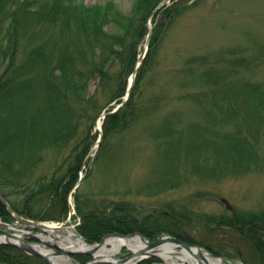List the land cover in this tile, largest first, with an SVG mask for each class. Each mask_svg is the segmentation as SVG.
<instances>
[{
    "label": "trees",
    "instance_id": "obj_1",
    "mask_svg": "<svg viewBox=\"0 0 264 264\" xmlns=\"http://www.w3.org/2000/svg\"><path fill=\"white\" fill-rule=\"evenodd\" d=\"M160 2L135 0L125 13L114 0L91 5L82 0H0V193L16 213L36 220L65 219L70 209L67 194L94 141L93 123L102 111L112 109L111 103L114 107L122 101L148 35L149 16ZM184 8L174 1L152 17L148 49L129 97L103 119L96 163L103 167L114 159L120 137L159 117L164 143L179 147L186 140L206 176L223 180L264 172V40L248 35L243 46L188 55L180 66L171 67L176 91L168 95L157 83L159 50ZM95 78L98 85L90 93ZM172 99L193 104L196 111H169ZM67 148L51 170L36 172L47 151L60 155ZM185 161L194 165L188 157ZM86 178L74 192L79 214L84 205L80 187ZM168 180L141 191L178 185ZM105 210L84 217L96 216L78 228L88 240L134 231L154 240L166 231L191 241L159 224L158 215L149 224L151 215L141 217L133 206L123 205L114 215ZM205 217L213 219L210 225H224L250 240L264 264V212ZM0 218L11 220L1 200ZM0 263L48 264L9 244H0Z\"/></svg>",
    "mask_w": 264,
    "mask_h": 264
},
{
    "label": "rangeland",
    "instance_id": "obj_2",
    "mask_svg": "<svg viewBox=\"0 0 264 264\" xmlns=\"http://www.w3.org/2000/svg\"><path fill=\"white\" fill-rule=\"evenodd\" d=\"M82 1L91 5L107 0ZM114 1L122 11L129 13L135 0ZM174 1L184 4L185 8L178 20L171 25L161 43L159 53L162 59L156 76L157 83L162 84L164 92L168 95H173L176 91V81L171 67L180 66L188 55L213 52L223 46H243L248 42V35L259 41L264 40V0H197L194 4L191 3L195 0H168L167 2L171 4ZM143 49H146L145 42L142 45ZM98 80L95 78L90 82V93L95 91ZM113 104L111 103L108 108H113ZM167 109L169 111L179 109L188 115L196 111L193 104L181 101L173 102ZM156 119L141 123L120 137L121 146L118 154L103 167L102 164L96 163L101 152L99 151V140L102 137L103 119L99 121L100 130L95 126L96 120L94 121L92 128L93 133H96L94 141L84 159L85 168L80 170L78 175L79 179L80 175L87 177L80 187V201L84 204L83 214H79L77 210L74 195L75 187L80 181L78 179L67 194V202L71 209L65 219L63 221L48 220L54 221L62 228L51 234L58 240L57 235L66 233L65 229L69 228L73 229L88 245H97L101 239L90 241L78 230L83 222H93L96 216L87 220L85 218L93 214L96 209L104 208L106 214L114 215L113 211H118L123 205H129L133 206L134 213L141 217L151 215L149 224H152V221H155L154 216L158 215L159 224L173 232L183 233L191 239L188 243L204 247L214 254L213 256L216 255L215 257L223 259L226 264H261L258 253L250 240L232 232L224 225H210L213 219L205 215L226 216L232 211H237L242 212L244 216L251 215L252 212H264V172L227 177L223 180L206 176L199 171L200 167L186 140L182 141V146L179 147L164 143L158 126L160 124ZM198 148L194 149L196 156ZM69 150L67 148L66 152L63 151L60 155L47 151L44 161L37 167L36 172L47 173L56 165V159L61 162ZM185 157L194 161V165L186 163ZM188 165H193L194 169H190ZM192 170L198 172L191 174ZM183 173L189 178L183 177ZM177 176L180 179H177ZM168 177L170 181L178 185L164 187L160 190L153 189L154 192L141 191L143 186L168 180ZM120 215L122 216L123 213L120 212ZM0 222L8 223L4 220ZM9 223L11 224L12 220ZM12 227L15 229L10 230L8 226H4L10 232L26 229L18 224H13ZM28 229L35 233L42 232L41 228ZM166 235L178 238L165 231L157 235L156 239ZM27 239L41 243L34 238ZM45 244H49L51 250H59L48 241ZM179 246L176 244V247L181 249ZM213 250H220L225 255L217 254ZM237 250L240 251V256L235 257L233 255L237 253ZM131 252V249L122 247L115 260L128 257ZM227 255H232V257ZM63 256H67L69 260L66 264H86L93 260V254L87 251H76L73 254H63ZM144 260H150L149 264H167L158 255H149L139 261L135 259L127 264H140Z\"/></svg>",
    "mask_w": 264,
    "mask_h": 264
},
{
    "label": "bare ground",
    "instance_id": "obj_3",
    "mask_svg": "<svg viewBox=\"0 0 264 264\" xmlns=\"http://www.w3.org/2000/svg\"><path fill=\"white\" fill-rule=\"evenodd\" d=\"M100 120H98L99 123ZM84 175H80L83 179ZM42 232L36 235L41 243L33 244L36 248L43 252L51 253L50 249L45 248V243L48 241L54 243L64 250L71 251H92L93 259L95 261H114L116 255L120 252L122 247H128L131 251L141 249L144 244L137 236L133 237H114L108 236L97 245H88L73 229L66 228V233L53 236L51 233L57 232L62 229L56 225L54 221H48L42 224ZM45 233H47L45 235ZM18 235H23V231H18ZM4 240V236L0 234V241ZM156 255L161 257L167 264H226L223 259L210 254L206 249L192 248V250L178 249L172 242L165 241L154 250L151 249ZM50 259L59 264H66L69 262L67 256H50ZM130 262H133L131 260Z\"/></svg>",
    "mask_w": 264,
    "mask_h": 264
},
{
    "label": "water",
    "instance_id": "obj_4",
    "mask_svg": "<svg viewBox=\"0 0 264 264\" xmlns=\"http://www.w3.org/2000/svg\"><path fill=\"white\" fill-rule=\"evenodd\" d=\"M166 1L167 0H162L159 3V5L157 6V8L152 12L151 15H153L156 12L157 9H159L161 6H163L166 3ZM150 32H149V34H150ZM148 40H149V38H148ZM143 56H144V54L142 53L140 55V57H139V60H141L143 58ZM135 74H136V70H134V72H133V74L131 76V82H130V85L128 86V90H127V97H128V95H129V93L131 91V87H132V84H133V80H134ZM127 97L123 100V102H121L119 105H117V107L114 110L106 111V112L102 113L101 116L104 117V116H107V115H110V114L116 112L118 110V108L126 101ZM96 126H97V123H96ZM79 184H80V181L77 183L76 187H78ZM0 200L5 205L8 213L12 216V218L14 220L11 224L10 223H3V222L1 223L0 222V226L1 227L8 226V228H10V230L11 229L13 230L14 228L12 227V225L13 224H18V225H22V226H26V227L41 228V226L43 224L42 222L36 221V220H30V219L24 218L21 215L15 213L12 210V208L10 207V205L7 202V200L5 199V197L1 193H0ZM0 234L4 236V240H1L0 243H7V244H10V245L17 246L22 251H24V252H26V253H28L30 255H36V256L41 257L42 259L46 260L49 264H59V263L53 262L50 259V256H61L63 254H65V255L66 254H73V253L76 252V251H71V250H64V249L60 248L59 246H57L54 243H51V244L54 245L55 247H58L59 250H55L54 249V250L51 251V253L43 252L40 249L36 248L33 245L34 243H32L29 240H27V238H34L36 240H39L37 235L31 234V233H24L23 232V235H18V234H15L13 232H10V231H8L6 229L0 228ZM108 236H114V237H133V236H137L140 239V241L144 244V246L141 249L132 251L130 256L125 257L123 259H117V260H114V261H95V259H93L92 261L87 262L86 264H115V263L127 264L131 260L137 259V261H139L143 257L149 256V255H156L154 252H151V249L154 250L155 247L160 246L165 241L172 242L175 245L176 244L180 245L179 247L187 249V250H190V251L194 247L197 248V249H204V248H202L199 245H194V244L188 243L186 241H183L181 239H178V238H176L174 236H170V235H166V236L160 237V238H158V239H156L154 241H151L149 238H147L146 236H144L143 234L138 233V232L131 233V234H128V235H122V234H118V233H109V234H106L99 241V243H101L103 241V239L108 237ZM14 240H17V242L14 241ZM18 242H20V243H18ZM46 247L48 248L47 245H46ZM128 249H130V248H128ZM87 252L89 254H93L92 251H87ZM212 255H214V254H212Z\"/></svg>",
    "mask_w": 264,
    "mask_h": 264
}]
</instances>
